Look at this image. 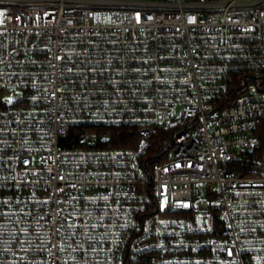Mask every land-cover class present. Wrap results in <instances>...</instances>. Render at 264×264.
Returning <instances> with one entry per match:
<instances>
[{"label":"built area","instance_id":"1","mask_svg":"<svg viewBox=\"0 0 264 264\" xmlns=\"http://www.w3.org/2000/svg\"><path fill=\"white\" fill-rule=\"evenodd\" d=\"M263 84L264 0H0V264H264Z\"/></svg>","mask_w":264,"mask_h":264},{"label":"trees","instance_id":"2","mask_svg":"<svg viewBox=\"0 0 264 264\" xmlns=\"http://www.w3.org/2000/svg\"><path fill=\"white\" fill-rule=\"evenodd\" d=\"M94 132L99 135L101 142L109 147H134L140 138L139 130L128 126L98 128ZM172 133L171 128L164 127L152 135L150 147L143 159L147 167L165 161L164 152L171 142Z\"/></svg>","mask_w":264,"mask_h":264}]
</instances>
